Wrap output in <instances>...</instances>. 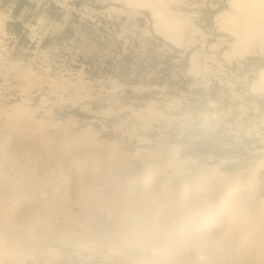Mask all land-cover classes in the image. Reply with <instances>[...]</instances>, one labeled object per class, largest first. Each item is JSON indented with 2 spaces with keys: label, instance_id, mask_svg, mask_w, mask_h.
<instances>
[{
  "label": "rangeland",
  "instance_id": "374dc122",
  "mask_svg": "<svg viewBox=\"0 0 264 264\" xmlns=\"http://www.w3.org/2000/svg\"><path fill=\"white\" fill-rule=\"evenodd\" d=\"M152 1L0 0V123L22 108L52 128L91 133L113 154L114 165L119 155L126 157L138 175L160 181L176 165L178 182L189 184L217 171L239 172L241 184L264 200V90L257 81L264 72V32L240 49L235 33L221 24L236 13L232 0ZM161 14L179 22L177 41L157 26ZM0 137L14 145L8 134ZM60 169L53 178L63 180ZM70 171L79 177L76 167ZM110 192L106 187L103 198ZM69 209L78 211L76 204ZM94 216L107 218L105 210ZM71 227L82 236L91 231ZM87 246L57 240L39 259L19 264H120L127 258L106 243Z\"/></svg>",
  "mask_w": 264,
  "mask_h": 264
},
{
  "label": "bare ground",
  "instance_id": "6f19581e",
  "mask_svg": "<svg viewBox=\"0 0 264 264\" xmlns=\"http://www.w3.org/2000/svg\"><path fill=\"white\" fill-rule=\"evenodd\" d=\"M232 3L236 13L219 22L235 33L241 49L255 38L258 41L264 32V0ZM159 17L160 31L177 41L179 22L162 14ZM259 77V86H255L264 90V72ZM31 115L17 109L0 123V133L15 141L9 147L0 140V264L39 259L48 252L49 244L64 239L88 246L106 243L112 253L127 257L120 259L124 262L120 264H264V200L241 184L242 173L228 177V173L217 171L185 184L176 179L181 173L175 175L178 169L172 163L173 175L154 180L144 171L135 173L137 169L121 155L120 164L114 165L113 154L96 144L91 133L52 128ZM35 132L41 135L37 137ZM18 146L27 155L25 164L19 162ZM121 165L126 166L125 173H121ZM55 167L61 168L63 180L52 177ZM72 167L77 168L79 177L71 176ZM245 178L253 180L252 175ZM106 187L111 194L104 199ZM74 204L76 213L69 209ZM99 210H105L106 223L94 216ZM72 224L90 227V234L82 236ZM121 246L126 250L119 249Z\"/></svg>",
  "mask_w": 264,
  "mask_h": 264
}]
</instances>
